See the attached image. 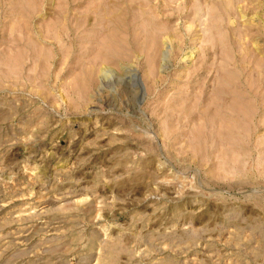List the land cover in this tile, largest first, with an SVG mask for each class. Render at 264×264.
<instances>
[{
    "label": "rangeland",
    "instance_id": "obj_1",
    "mask_svg": "<svg viewBox=\"0 0 264 264\" xmlns=\"http://www.w3.org/2000/svg\"><path fill=\"white\" fill-rule=\"evenodd\" d=\"M0 264H264V0H0Z\"/></svg>",
    "mask_w": 264,
    "mask_h": 264
}]
</instances>
